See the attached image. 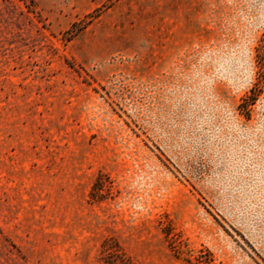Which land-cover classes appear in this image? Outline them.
Wrapping results in <instances>:
<instances>
[{
  "label": "rangeland",
  "instance_id": "374dc122",
  "mask_svg": "<svg viewBox=\"0 0 264 264\" xmlns=\"http://www.w3.org/2000/svg\"><path fill=\"white\" fill-rule=\"evenodd\" d=\"M0 264H264V0H0Z\"/></svg>",
  "mask_w": 264,
  "mask_h": 264
},
{
  "label": "trees",
  "instance_id": "16d2710c",
  "mask_svg": "<svg viewBox=\"0 0 264 264\" xmlns=\"http://www.w3.org/2000/svg\"><path fill=\"white\" fill-rule=\"evenodd\" d=\"M257 95H258V93H256V92H251L250 95H247V96L243 99L242 103H240V108H241V110H242L243 112H245L246 107H247L248 105H250V104H252V103L255 102V100H256V98H257V97H256Z\"/></svg>",
  "mask_w": 264,
  "mask_h": 264
}]
</instances>
